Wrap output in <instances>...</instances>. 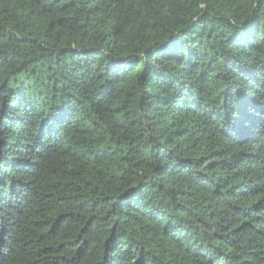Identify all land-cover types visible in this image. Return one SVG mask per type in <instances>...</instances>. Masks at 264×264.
<instances>
[{
	"label": "trees",
	"instance_id": "1",
	"mask_svg": "<svg viewBox=\"0 0 264 264\" xmlns=\"http://www.w3.org/2000/svg\"><path fill=\"white\" fill-rule=\"evenodd\" d=\"M0 264H264V0H0Z\"/></svg>",
	"mask_w": 264,
	"mask_h": 264
}]
</instances>
